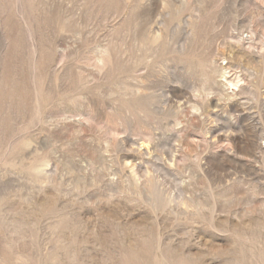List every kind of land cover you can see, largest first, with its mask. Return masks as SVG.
<instances>
[{
  "label": "rangeland",
  "instance_id": "374dc122",
  "mask_svg": "<svg viewBox=\"0 0 264 264\" xmlns=\"http://www.w3.org/2000/svg\"><path fill=\"white\" fill-rule=\"evenodd\" d=\"M0 264H264V0H0Z\"/></svg>",
  "mask_w": 264,
  "mask_h": 264
}]
</instances>
